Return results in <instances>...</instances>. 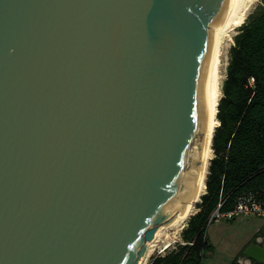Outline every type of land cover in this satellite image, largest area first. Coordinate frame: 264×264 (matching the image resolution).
Returning <instances> with one entry per match:
<instances>
[{"label": "water", "instance_id": "water-1", "mask_svg": "<svg viewBox=\"0 0 264 264\" xmlns=\"http://www.w3.org/2000/svg\"><path fill=\"white\" fill-rule=\"evenodd\" d=\"M234 1L0 0V264H141L194 199Z\"/></svg>", "mask_w": 264, "mask_h": 264}, {"label": "trees", "instance_id": "trees-1", "mask_svg": "<svg viewBox=\"0 0 264 264\" xmlns=\"http://www.w3.org/2000/svg\"><path fill=\"white\" fill-rule=\"evenodd\" d=\"M221 92L205 193L180 232L182 241L151 255L149 264H201L212 250L206 226L217 205L225 212L240 196L264 195V5L255 7L233 36Z\"/></svg>", "mask_w": 264, "mask_h": 264}, {"label": "rangeland", "instance_id": "rangeland-1", "mask_svg": "<svg viewBox=\"0 0 264 264\" xmlns=\"http://www.w3.org/2000/svg\"><path fill=\"white\" fill-rule=\"evenodd\" d=\"M264 5V0H254L245 15L252 12L255 7ZM245 20V19H244ZM240 26V25H239ZM239 26L232 29L229 36L224 38L221 51V63H220V86L222 87L223 80L226 74V65L229 57V48L233 44V36L237 33ZM222 94V92H221ZM213 156V153L211 157ZM207 172V168L203 178V191H205L204 180ZM199 200L196 202L198 203ZM196 203L194 205L191 214L184 221L178 225L167 227L160 231L159 235L149 245L146 250V256L144 264H149V257L160 251L165 246H174L176 242H181L180 232L186 226L188 218L196 212ZM264 226V219L256 216H241L237 215L232 219L221 218L218 221L210 223L206 228L207 243L212 249L211 252H206L202 258L201 264H230L234 257H236L241 249L253 238L262 227ZM170 246V247H171ZM246 258L238 255L237 263L241 264ZM246 263V260H245ZM244 264V263H243Z\"/></svg>", "mask_w": 264, "mask_h": 264}, {"label": "bare ground", "instance_id": "bare-ground-1", "mask_svg": "<svg viewBox=\"0 0 264 264\" xmlns=\"http://www.w3.org/2000/svg\"><path fill=\"white\" fill-rule=\"evenodd\" d=\"M254 0H235L233 6L228 13L226 19L224 20L222 26L217 32V40H216V48H215V57H214V65H213V73H212V83H211V99H210V116H209V131L205 143V148L203 152V158L201 160V170H200V180L197 184L196 193L194 199L187 203L185 207V211L170 225L163 227L161 230L178 225L180 222L187 219V217L191 214V211L194 208L195 203L200 199L201 192L203 191V178L206 171V168L209 164V159L212 155V148H211V138L212 133L215 126L218 124V120L216 118L217 112V104L218 100L221 96V76H220V63H221V51H222V44L224 38L229 36V33L235 27L241 25L244 22L246 12L250 6V4ZM205 186V184H204ZM160 230V231H161ZM159 231V233H160ZM159 233L154 237L152 241H150L147 245V249L149 245L155 240V238L159 235ZM146 249V250H147ZM146 256V253H145ZM145 256L141 262L144 264Z\"/></svg>", "mask_w": 264, "mask_h": 264}, {"label": "built area", "instance_id": "built-area-1", "mask_svg": "<svg viewBox=\"0 0 264 264\" xmlns=\"http://www.w3.org/2000/svg\"><path fill=\"white\" fill-rule=\"evenodd\" d=\"M219 207H220V204L217 205V207L213 210V212L209 216L207 220V226L214 221L220 220L221 218L232 219L237 215L256 216V217H260L264 219V195L260 199H257L252 194L240 196L237 199V202L235 203L233 209L225 211V212H221L219 210ZM256 241L258 243L264 244V239L260 236L256 238ZM170 246L171 245L165 246V248L158 253L164 252V250L166 248H170Z\"/></svg>", "mask_w": 264, "mask_h": 264}, {"label": "crops", "instance_id": "crops-1", "mask_svg": "<svg viewBox=\"0 0 264 264\" xmlns=\"http://www.w3.org/2000/svg\"><path fill=\"white\" fill-rule=\"evenodd\" d=\"M261 229H263L262 230V232L261 233H259V234H257L255 237H254V240L252 241V240H250L248 243L249 244H252V243H258L257 241H256V238L257 237H262L263 239H264V226L261 228ZM255 241V242H254ZM260 246H264V244H262V243H258ZM235 258V257H234ZM243 258H246L245 260H246V263H245V260L243 261V263L244 264H252L250 261H251V259H249L248 257H243ZM149 260H150V257H149ZM241 262V261H240ZM231 264V263H230ZM236 264V263H235ZM253 264H256V263H253Z\"/></svg>", "mask_w": 264, "mask_h": 264}, {"label": "flooded vegetation", "instance_id": "flooded-vegetation-1", "mask_svg": "<svg viewBox=\"0 0 264 264\" xmlns=\"http://www.w3.org/2000/svg\"><path fill=\"white\" fill-rule=\"evenodd\" d=\"M249 245V243H247L242 249H241V251H240V253L238 254L239 256H241V257H246L244 254H243V251H244V249L247 247ZM238 259V258H237ZM237 259H236V262L235 263H237ZM252 264L253 263H256L257 264V262L256 261H254V260H252L251 259V261H250ZM240 264H241V262H240ZM243 264V263H242Z\"/></svg>", "mask_w": 264, "mask_h": 264}]
</instances>
